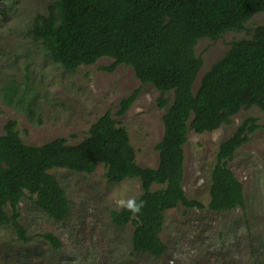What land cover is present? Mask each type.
Returning a JSON list of instances; mask_svg holds the SVG:
<instances>
[{
    "label": "trees",
    "instance_id": "16d2710c",
    "mask_svg": "<svg viewBox=\"0 0 264 264\" xmlns=\"http://www.w3.org/2000/svg\"><path fill=\"white\" fill-rule=\"evenodd\" d=\"M259 12H264V0H53L45 14L33 19L27 33L64 70L73 72L110 57L114 62L108 70L129 66L141 83L158 90L157 104L166 110L163 134L155 146L158 164L155 168L137 164L128 132L109 112L98 117L75 145H68L63 137L26 144L10 119L0 135V226L11 227L20 240H27L19 221V203L26 193L49 217L63 220L69 201L49 171L65 168L92 174L103 164L109 182L138 178L142 192L135 198L144 201L139 213L123 207L112 210V223H133L135 252L163 255L167 250L160 237L164 212L178 205L204 208L188 198L182 186L189 131L212 132L230 124L241 109L257 107L264 116V25L255 27L250 38L232 41L193 91L202 66L195 45L201 38L214 40L241 29ZM137 94L135 90L121 100L119 115ZM256 128L255 118L248 117L220 143L210 171L208 209L219 212L243 206V185L229 162ZM154 185L160 187L152 190ZM43 237L59 247L53 234Z\"/></svg>",
    "mask_w": 264,
    "mask_h": 264
},
{
    "label": "rangeland",
    "instance_id": "374dc122",
    "mask_svg": "<svg viewBox=\"0 0 264 264\" xmlns=\"http://www.w3.org/2000/svg\"><path fill=\"white\" fill-rule=\"evenodd\" d=\"M53 0H0V135L4 123L15 120L26 144L40 145L63 137L68 145L81 142L90 125L109 112L128 132L141 167L155 168V146L163 134L165 109L150 83H141L131 67L108 68L114 60L101 57L93 64L64 70L40 42L27 33L37 15L46 13ZM264 25L259 12L239 30H229L217 39L201 38L195 53L202 66L193 84L230 48L231 42L248 39L255 27ZM135 90L129 108L118 114L120 102ZM171 97V94H170ZM248 117L257 128L249 134L229 162L243 185L244 204L229 211L208 209L210 171L222 141L230 137ZM186 196L204 208L178 205L164 212L160 234L167 246L161 256L135 252L131 245L133 223L117 226L111 211L119 210L117 199L142 192L138 178L109 182L99 164L92 174L54 168L52 173L64 189L69 211L57 221L34 203L28 193L19 203L20 223L27 240H20L9 226H0V264H264V116L257 107L239 110L230 124L212 132L189 131L184 144ZM160 186L154 185L152 190ZM10 214V208L6 207ZM51 233L59 241L53 246L43 237Z\"/></svg>",
    "mask_w": 264,
    "mask_h": 264
},
{
    "label": "clouds",
    "instance_id": "9594fccd",
    "mask_svg": "<svg viewBox=\"0 0 264 264\" xmlns=\"http://www.w3.org/2000/svg\"><path fill=\"white\" fill-rule=\"evenodd\" d=\"M116 203L119 207L130 210L132 213H139L143 207L144 201L138 200L137 198H128V199H117Z\"/></svg>",
    "mask_w": 264,
    "mask_h": 264
}]
</instances>
